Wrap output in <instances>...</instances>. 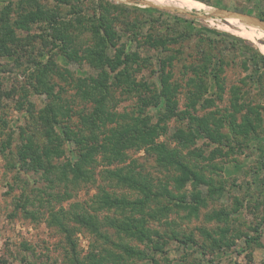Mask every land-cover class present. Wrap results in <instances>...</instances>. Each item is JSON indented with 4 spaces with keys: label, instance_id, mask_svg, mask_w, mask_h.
<instances>
[{
    "label": "rangeland",
    "instance_id": "374dc122",
    "mask_svg": "<svg viewBox=\"0 0 264 264\" xmlns=\"http://www.w3.org/2000/svg\"><path fill=\"white\" fill-rule=\"evenodd\" d=\"M19 1L0 0V17L2 9L9 6V22L24 24L13 26L10 39L4 38L0 25V264H88L93 252L96 257L101 255L103 246L120 253V248L113 246L120 242L146 251L153 259H128L122 254L123 261L118 264H264V86L258 85L262 68L254 66L257 60L248 58L251 54L242 49L235 58L225 51L220 87L212 76L217 62L214 58L203 75L206 90L201 93L192 84L197 76L191 65L203 61L194 45L196 32L223 30L210 25L196 9L178 13L142 7L136 0H108L118 6L122 20L140 25L137 39L126 29L121 31L122 24L116 25L121 34L119 43L126 52L138 50L150 56L149 64L136 77L158 83L159 72H163L170 85L168 97L175 107L174 114L167 116L162 99L157 107L140 111L135 93L116 88L106 103L112 120L102 124L98 120L92 127L80 117L95 107L93 96L86 94L89 86L82 80L97 75L98 69L86 60H70L54 47L43 23L25 19L28 5L22 7ZM200 2L248 15L264 12V0ZM48 3L58 9L60 19L74 24L78 15L93 13L97 0L76 3L82 9L76 13L75 2L73 7L57 0ZM237 15L262 29L263 22ZM153 17L158 23H152ZM167 25L176 31H190L191 39L184 44L182 54L138 44L146 32L164 31ZM88 37V32L82 33L77 40L85 44ZM4 47L14 55H6ZM70 48L74 50V46ZM171 48L175 50L178 45ZM109 49L113 53L114 48ZM50 61L56 66L53 72L47 71L54 84L52 95L36 90L40 87L38 71L46 70L44 65ZM262 80L264 83V77ZM233 86L240 88L237 99ZM58 109L56 115L53 111ZM52 114L58 120L52 124L53 131L60 133L61 127L67 126L80 131L88 144L97 147L93 159L80 164L81 176L69 168L80 161V149L73 139L55 151V142L46 133ZM244 115L254 127L246 126ZM141 117L145 122L141 123ZM152 125L157 126V135L146 133ZM112 132L123 135L124 140L115 161L104 159L99 147ZM187 170L203 180L194 186ZM185 176L182 186L178 180ZM210 187L217 188L211 195ZM194 192L205 198L196 213L190 214ZM145 195L149 199L144 206L139 205V212L133 205L121 209L105 199L133 202ZM181 200L183 205L178 206ZM147 211L161 213L147 226L166 238L162 250L153 251L116 227L132 215L146 217ZM63 214L61 221L56 220V215ZM81 214L91 222L81 223ZM256 234L260 235L259 244L249 242L248 236ZM169 235L171 239H167ZM186 237L194 242H180ZM213 239L220 247L213 248Z\"/></svg>",
    "mask_w": 264,
    "mask_h": 264
},
{
    "label": "trees",
    "instance_id": "16d2710c",
    "mask_svg": "<svg viewBox=\"0 0 264 264\" xmlns=\"http://www.w3.org/2000/svg\"><path fill=\"white\" fill-rule=\"evenodd\" d=\"M59 3H67L71 4L75 2V6L73 12H81L80 5H76V3H80L82 0H57ZM204 1V0H199ZM19 4L23 7V5L27 4L28 9L26 10L27 17L26 20L29 22H41L43 23V29L48 31L47 35L52 37L51 43L54 47L60 49V51L66 55V57L70 60H86L91 66L98 69V74L89 77H85L82 82H86V85L89 86L86 94H90L93 96L95 100L94 109L83 115H80L82 123L87 124V122L93 127L98 120H100L101 124L104 121L110 120L109 112L107 111V100L110 98L111 92L120 88L122 91H128L135 93L138 96V100L141 103L140 111L144 110L146 107H157L160 105L162 99L165 101V105L167 106V116H171L174 114L173 108L175 107V103L170 100L167 94V90L169 89V83L167 82V77L163 74V72H159V84L153 81H147V79L137 78L136 75L140 72L145 65L149 63V54L145 53L142 55L138 50L126 52L124 45L119 43L121 39V34L116 30L117 24H122L123 28L121 31H126L130 33L132 37H140L138 35L140 25L138 22H126L122 20L120 17V13L117 12L118 6L109 2L108 0H97L95 6H93V13L78 15L79 17L74 18L77 19V22L72 24L71 22H66L60 19V14L57 12V8L50 7V3L48 0H20ZM9 6L2 9V16L0 17V25L3 26L1 31L4 38L10 37L13 35V26L23 27V22H14V25L9 22L7 17L9 13ZM246 13V12H242ZM248 14V13H246ZM25 13L22 15L24 18ZM178 17V16H177ZM258 17L264 20V12L258 14ZM189 22L191 21L190 19ZM158 23L157 18L153 17L152 23ZM250 26L257 27L256 24L252 21L247 20ZM117 25V26H116ZM13 29V30H12ZM126 29V30H125ZM262 30H264V23L262 26ZM152 32H146L143 39L141 38L138 43L141 46H144L146 49H155L162 50L164 52L175 51V53H183L184 44L186 41L191 39L190 31L180 30L176 31L174 27L166 26L164 31L161 30H151ZM89 33L88 41L85 44H81L79 39L82 33ZM215 34V35H214ZM129 35V36H130ZM197 42L195 45L196 51L200 54V58H203V61H200L198 65H191L192 70L195 72L197 77H193L192 84L194 82V86L199 92L203 93L206 90L205 78L204 74L208 73V69L212 64H214L213 59L216 58V69L212 74L214 78V84L220 87L221 78L219 73L222 71L221 66L224 63V58H227L225 55V51H230L232 54L231 58L237 57L236 54L239 50L242 49L243 52L251 54L248 58H255L257 61L254 66L257 69H261L262 71L257 76L258 85L260 88H263V77H264V54L261 53L260 49L252 42L238 37L233 34H229L227 32H223L217 29L207 30H198L196 32ZM131 37V38H132ZM3 41V40H2ZM177 44L178 48L173 50L171 45ZM74 46V50L70 47ZM113 47V53H109V48ZM78 49L82 51L81 53H77ZM4 53L8 56H13L14 53L9 50V48H3ZM163 64V61H162ZM46 70H39L38 77H36L38 84L40 87H36V90L40 88L39 91L46 90L49 95H52V90L54 89V84L50 80L47 75V71L53 72L56 69L55 63L53 61L48 62L47 65H44ZM163 68V67H162ZM81 81V80H80ZM236 90V99L239 92V87L233 86ZM147 92H150V97L147 96ZM55 96V95H54ZM55 97H58L56 95ZM51 108V106H49ZM60 109L57 111H53L56 115L58 114ZM45 111H48L45 108ZM253 108H249V112H252ZM49 112V111H48ZM52 112H50L51 114ZM52 114V121L47 120V134L51 136V139L55 142V151L59 147H62V144L66 140H71L77 144L80 149L79 162L76 161L71 164L69 167L70 170L76 175L81 176L82 168L80 165L83 162H89L93 159V154L97 150V147L88 144L86 142L87 139H84V135L79 133L80 131H73L68 129L67 126H62L60 133H56L53 131V123H56L57 118L56 115ZM141 123L145 122L144 118H140ZM112 120V119H111ZM233 121V119L231 120ZM243 121L246 126L252 128L254 127L251 123V119L248 115H244ZM233 122H231L232 124ZM230 124V125H231ZM156 127L152 125L148 132V135H157ZM215 139V138H212ZM145 142L149 143V141L145 138ZM91 141V139H90ZM124 143L123 135H117L112 132V135H107L104 137L99 147L104 154V159H108L109 161H115L118 158V148L122 146ZM98 145V144H97ZM151 147H154L153 144ZM158 147V146H157ZM159 149H163L162 146ZM197 155H201V152H197ZM189 174L192 175L194 186L197 183H200L203 179L201 176H198L196 173L191 172ZM186 171V172H187ZM122 177V176H121ZM186 181V176L178 180L179 184L182 185ZM211 182H208L210 184ZM183 186V185H182ZM210 186V185H209ZM216 187H210L208 193L211 195L213 191H215ZM192 201H194L195 205L189 204L190 214L196 213L197 205L202 204L204 202V198L198 192H194L191 194ZM149 196H146L141 199L134 200L133 202H126L124 198H109L106 197V203L111 206H120L121 209H126L129 205L134 206V211L139 212L144 206L145 202ZM141 205V206H139ZM179 205L182 204V200ZM164 210V209H163ZM166 210H168L166 208ZM162 213V210H160ZM160 211H147L146 217H137L131 216L126 218L124 222H120L116 227L125 233V235L135 238L137 241L143 243L147 248H150L153 251H159L163 249L164 244L166 243V238L162 236L157 230H154L147 226V223L150 220L158 219V215H160ZM159 213V214H158ZM85 215L81 214L79 220L81 223L89 224L91 221L87 220ZM65 214L61 217L55 216L56 220L61 221V218H64ZM215 217V216H213ZM176 234L173 235L175 237ZM171 236L169 235V238ZM176 239V238H175ZM249 242H254V244H259L260 235L256 234L255 236H248ZM214 240V239H213ZM180 242L190 244L194 241L189 238H184ZM232 243V242H229ZM214 247H220V243L217 240L213 242ZM120 248V253H114L113 250L108 249L106 246H103L101 255L95 256L96 252L92 253L91 260L88 264H104L107 261L113 262V264H118L120 261H123L122 254L126 256L128 259H153V257L148 254L146 251L137 248L130 247L126 244H122V242L117 245H113ZM212 246V245H211ZM98 248H96L97 251ZM81 264L80 262H78Z\"/></svg>",
    "mask_w": 264,
    "mask_h": 264
},
{
    "label": "bare ground",
    "instance_id": "6f19581e",
    "mask_svg": "<svg viewBox=\"0 0 264 264\" xmlns=\"http://www.w3.org/2000/svg\"><path fill=\"white\" fill-rule=\"evenodd\" d=\"M142 7H153L159 10H167L178 13H188L192 9L199 10L198 15L207 21L210 25L220 28L223 31L230 32L238 37L250 40L264 52V30L250 26L239 15L249 16L246 13L237 12L230 9H223L211 5H204L197 0H136ZM236 12V14L234 13ZM254 16V15H253ZM256 19V18H254ZM257 20V19H256ZM215 21V22H214ZM260 21V20H258ZM222 22H225L223 24ZM260 22H263L261 20Z\"/></svg>",
    "mask_w": 264,
    "mask_h": 264
},
{
    "label": "water",
    "instance_id": "95a60500",
    "mask_svg": "<svg viewBox=\"0 0 264 264\" xmlns=\"http://www.w3.org/2000/svg\"><path fill=\"white\" fill-rule=\"evenodd\" d=\"M249 16H251V17H253V18H256L257 20H260V21L263 20V19H261L260 17L255 16V15H254V16H253V15H249ZM263 21H264V20H263Z\"/></svg>",
    "mask_w": 264,
    "mask_h": 264
}]
</instances>
